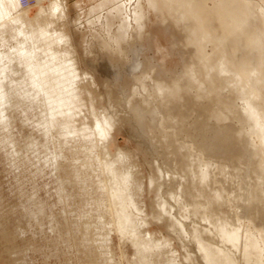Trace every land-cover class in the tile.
<instances>
[{
  "label": "bare ground",
  "instance_id": "obj_1",
  "mask_svg": "<svg viewBox=\"0 0 264 264\" xmlns=\"http://www.w3.org/2000/svg\"><path fill=\"white\" fill-rule=\"evenodd\" d=\"M62 1L52 0L36 6L37 12L32 17L27 14V9L23 16L14 18L10 17V12L16 9L19 1L0 0V24H27L24 26L27 29L16 31V40L21 39L29 47L23 50L18 64L24 66L31 76L33 87L39 91L35 103L42 111L40 116L46 120L42 122L46 132L57 128L65 139L66 136L71 141L77 139L71 142L73 146L82 144L81 140L88 141L86 138L96 141L89 149H83L81 154L88 161L96 157L92 163L96 165L97 172L89 170L83 173L82 167L83 174L79 169L80 174L74 175V181L69 178L73 185L76 180L86 181L83 185L86 193L89 189L93 193L97 190L94 187H99L103 196L99 201L100 210L110 220L106 221L108 217L106 220L98 218L96 223L108 226L132 246L134 257L129 264H264V0H144L147 14L153 16V24L177 33L176 45L186 64L176 79L167 81L159 79L162 73L160 69L147 68L148 71L141 77L134 78L135 86L124 93L123 101L133 114L128 120L135 117L136 125L141 130H149L147 135L151 142V155L159 154V157L151 158L154 160L152 163H147L151 172L148 185L156 190L157 205L150 220L162 223L167 234L176 239L185 255L179 261H175V252L169 241L162 239L160 242L140 230L141 225L146 224L144 218L147 215L138 204L141 185L136 179L135 165L130 160V153L121 149L114 152L107 150L112 133H119L122 126L119 117L104 113L98 115L90 100L87 106L91 118L82 128L73 126L76 109H85L84 101L77 97L80 92L72 84L77 80L70 60L74 55L73 50H68V47L61 49L65 39L51 33L46 21L48 13L54 15L61 9ZM137 5L140 6V3ZM118 7L112 9L116 15L109 16L105 27L109 31L108 27L113 26L115 20H118L119 26L114 33L108 32L102 47L111 62H115L113 58H116V62L125 63V58L139 48L131 47L128 54L127 43L132 27L129 18L118 19L123 6L119 4ZM131 15L137 25L133 28L138 29V34L142 32L145 14L141 8L138 10L134 6ZM155 48L158 50V46L155 45ZM9 57L4 56L6 60ZM132 65L131 71L134 73L138 70V64L135 61ZM66 73L71 74L69 84L61 83L66 79ZM2 82L0 91L4 89ZM24 95L19 94L22 98ZM4 99L1 97L0 109L9 104ZM189 103L204 108L208 118L222 126L225 132L223 137L228 132L232 133L251 155L249 163L233 156L216 161L202 144L191 141L185 132V127L189 125L187 115L181 110ZM57 109L65 113L55 115L60 111ZM229 121L238 125L237 130L228 128ZM60 142L58 146L55 143L58 148L62 145ZM162 149L166 152L164 156L158 153ZM89 164L84 167L89 169ZM56 168L55 165L54 172H57ZM226 184L235 186L231 185L230 191L227 189L228 193H225ZM223 185L227 187L222 188ZM59 195L62 198V194ZM68 201L66 198L62 201L59 199V203L63 204L60 212L65 236H72L75 243L74 236L78 234L81 241L87 242L90 234H98V226L95 228L93 222L84 220L75 226V229L79 228L76 233L68 221L69 216L67 219L66 209L71 206ZM246 209L250 211V217L244 215ZM83 216L86 217L85 214ZM33 219L36 220L37 216ZM36 223L39 226V222ZM97 236L99 234L96 235L99 241ZM156 237L158 239V235ZM91 240L89 238L88 241ZM87 243L89 245L91 242ZM191 249L195 250L193 255L189 254ZM101 253L99 251L100 256Z\"/></svg>",
  "mask_w": 264,
  "mask_h": 264
},
{
  "label": "rangeland",
  "instance_id": "obj_2",
  "mask_svg": "<svg viewBox=\"0 0 264 264\" xmlns=\"http://www.w3.org/2000/svg\"><path fill=\"white\" fill-rule=\"evenodd\" d=\"M17 1L19 4L14 11L10 12V17H21L27 9H29L27 14L32 17L37 12L36 6L42 5V3L48 4L52 0H43L42 3H37L34 0ZM137 1L63 0L61 9H58L54 15L48 13L46 21L49 23L48 30L51 33L59 34L65 39L61 44V49L65 50L68 47V50H73L71 52L74 55L70 60H72L71 63L73 64L71 65L76 72L73 75L77 77V80H74L72 84H75L77 92H80L77 97L85 103L83 105L85 109L75 108L77 115L74 118L73 126L82 128L83 124L89 121L88 119L91 117L88 113L89 105L87 106V102L91 101L92 107L98 115L104 113L110 117H119L122 126H119V133L118 131L112 133L111 140L107 143V150L114 152L115 149H121L123 152L130 153V160L135 165L136 179L141 185L138 204L147 215L144 218L147 225H141L140 230L144 234L147 233L156 240H160V242L162 239L169 241L175 252V261H177L176 259L179 261L184 259L185 255L176 239L167 234L162 223L150 220L152 211L157 209V205L155 204L156 190L148 185V176L151 172L147 163H152L154 160L151 158L159 157V154L158 156L151 155V142L147 135L149 130H141L136 125L137 119L135 117L128 120L133 114L126 108L123 95L135 86L134 78L141 77L148 71L147 68L160 69L162 73L159 74V79L167 81L176 79L186 63L182 58L180 48L176 45L178 42L177 33L172 32L171 29L164 30L162 27L155 26L153 16L147 14L144 0ZM136 2L140 3V6ZM119 4L123 6L121 9L125 12L120 9L122 12L119 10L120 17L118 19L121 18L122 21V17L129 18L128 22L132 27H130V36L128 35V54L129 50L132 49L131 47L139 48L136 50L137 53L133 49L134 52L125 58V63L116 62V58H113L115 62H111L105 49L103 50L104 46L102 47L108 32L114 33L119 26L118 20H115L113 26L108 27L109 31L106 28L109 16L116 15L113 10ZM134 6L138 10L141 8L145 14L144 28L142 27V32L138 34L136 33L139 32L138 29L133 28L137 25L131 17ZM57 22L61 24L58 25ZM25 25L27 24L14 25L9 22L5 25L0 24V81L4 83V89L0 91V95H2L0 101L1 97H5L6 104L9 103L7 106L5 105L4 109H0V264H103L104 260L106 264L107 259V264H129L134 257L132 246L117 233L111 231L108 226L96 223L100 218L106 220L108 217L101 211L102 207L99 201L103 196L99 192V187L95 186L94 189L97 190L93 193L91 189L87 190L86 193L85 188H83L86 181L83 179L79 181L80 183L76 180L74 185L70 183L71 179L69 178L74 181L75 174H80V172L83 174L89 170L97 172L96 165L92 163L96 157L93 159L91 157L88 161L86 156L81 154L83 149H89L96 141L86 138L88 141L81 140L83 143L80 145L83 146L84 144L83 148L77 144L73 146L71 142H75L77 139L71 138V141L67 136L65 139L61 133L59 134L57 128V130L46 132V126H43L44 123L42 122L46 120L40 116L42 111L40 112L35 103V97L39 91L33 87L31 76L28 75L24 66L18 64V60L22 59L20 55L23 50L29 49L27 43H23L24 41L21 39L16 40L18 36L16 31L27 29L28 27L25 28ZM139 36L140 38H138ZM148 39L151 40L148 41ZM155 45L158 46V50H156ZM4 56H10L8 59L10 61L6 60ZM135 61L138 64V70L133 73L131 70ZM83 73H87V75L83 76ZM69 74L64 75L66 79L61 80V83H71L68 79L71 76ZM76 90L74 89L75 94H77ZM21 93L25 94L24 98L19 96ZM61 110L55 115L65 113ZM181 110L187 115L186 120L189 125L185 127V132L188 138L199 145L202 144L209 151L212 159L223 161L233 156L247 163L252 159L248 151L244 149L245 147L235 140L232 133L228 132V135L223 137L225 132L222 130V126L210 120L204 108L189 103ZM227 124L228 128L232 127L233 130L238 128L234 121H229ZM59 142L62 145L58 148ZM73 152L77 154L75 155ZM158 153L162 156L166 155L163 149ZM51 162L52 165H56L57 172H54L55 165L52 166ZM88 163H90L89 169L87 166L84 167ZM81 168L84 172L81 171ZM79 169L80 172H78ZM213 177H215L214 173ZM76 183L77 185H75ZM78 184H80L81 189H79ZM226 185H223L222 188L228 186ZM234 186L232 185V187ZM228 187L225 188L227 191L225 193H228V190L230 191L232 188ZM59 190L62 198L58 193ZM65 198L69 199L68 202L71 205L66 209L68 212L67 219L69 216L68 221L72 223L74 229L79 222L84 220L93 222V227L98 226L95 228L99 234L97 236L99 241L96 240L98 234H95V229H93L95 233L87 237V242H91V245L81 241L78 234L74 236L75 243L71 239L72 236L70 237L69 234H66L68 237L65 236L64 226H62L64 220L60 212L63 209V204L59 203V199L62 201ZM80 207H82V211ZM248 213L250 211L246 209L244 215L250 217ZM84 214L86 217L83 216ZM104 216L106 217L104 218ZM108 218L106 221L110 220ZM36 222H39V226ZM78 229H75L76 233L79 232ZM40 233L42 234L40 235ZM72 233H74L73 230ZM155 235H158V239ZM89 238L92 240L88 241ZM99 251H102L101 256ZM194 252L195 250L192 251L191 249L189 254L193 255Z\"/></svg>",
  "mask_w": 264,
  "mask_h": 264
},
{
  "label": "crops",
  "instance_id": "obj_3",
  "mask_svg": "<svg viewBox=\"0 0 264 264\" xmlns=\"http://www.w3.org/2000/svg\"><path fill=\"white\" fill-rule=\"evenodd\" d=\"M35 2L37 1V3H42L43 0H34Z\"/></svg>",
  "mask_w": 264,
  "mask_h": 264
}]
</instances>
